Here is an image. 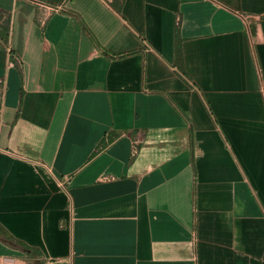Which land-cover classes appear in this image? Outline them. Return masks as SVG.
I'll return each mask as SVG.
<instances>
[{
  "label": "crops",
  "instance_id": "obj_1",
  "mask_svg": "<svg viewBox=\"0 0 264 264\" xmlns=\"http://www.w3.org/2000/svg\"><path fill=\"white\" fill-rule=\"evenodd\" d=\"M40 1L0 0V264H264V0Z\"/></svg>",
  "mask_w": 264,
  "mask_h": 264
},
{
  "label": "trees",
  "instance_id": "obj_2",
  "mask_svg": "<svg viewBox=\"0 0 264 264\" xmlns=\"http://www.w3.org/2000/svg\"><path fill=\"white\" fill-rule=\"evenodd\" d=\"M114 10L116 12H119L120 11V8L119 7H116V8L114 7ZM0 19H1V15H0ZM3 41H4V43H7L6 40H3ZM180 59H181L180 48H179V45L176 44V63L179 62Z\"/></svg>",
  "mask_w": 264,
  "mask_h": 264
},
{
  "label": "built area",
  "instance_id": "obj_3",
  "mask_svg": "<svg viewBox=\"0 0 264 264\" xmlns=\"http://www.w3.org/2000/svg\"><path fill=\"white\" fill-rule=\"evenodd\" d=\"M39 8H44L45 4L40 0H28Z\"/></svg>",
  "mask_w": 264,
  "mask_h": 264
}]
</instances>
